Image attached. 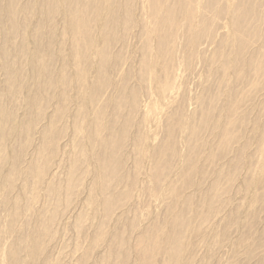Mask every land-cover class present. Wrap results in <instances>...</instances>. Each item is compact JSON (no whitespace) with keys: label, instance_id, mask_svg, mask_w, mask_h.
Listing matches in <instances>:
<instances>
[{"label":"rangeland","instance_id":"374dc122","mask_svg":"<svg viewBox=\"0 0 264 264\" xmlns=\"http://www.w3.org/2000/svg\"><path fill=\"white\" fill-rule=\"evenodd\" d=\"M27 1L29 81L24 105L17 103L24 110L14 103L6 116L24 113L23 124L16 139L9 124L0 132V264H264V0H201L208 8L201 12L214 5L221 13L214 26L205 15L197 42L216 41L202 54L189 48L186 30L197 0H162L171 16L164 42L147 38L153 0H117L105 45L102 0H71L75 9L87 7L74 21L83 24L78 50L64 4ZM232 3L249 25L237 46ZM99 43L103 64L94 55Z\"/></svg>","mask_w":264,"mask_h":264},{"label":"bare ground","instance_id":"6f19581e","mask_svg":"<svg viewBox=\"0 0 264 264\" xmlns=\"http://www.w3.org/2000/svg\"><path fill=\"white\" fill-rule=\"evenodd\" d=\"M54 1L55 0H46L45 2H49V5L50 4H52V3H54ZM59 1V5L60 4H64V6H65V8L69 11V14H67V11H66V14H65V21L67 22V26H68V28L69 29H71V28H73L72 29V32H71V36H72V40H74V45L73 46H71L72 48L74 47V49H76V50H78V47L81 45L80 43H82V40H83V34H82V30H81V27H82V25L83 24H79V22H82V21H79V22H77V23H75L74 21H75V17H76V15H79L80 13V15L82 16L83 14V16H85V13L86 12H81L80 11V9L81 8H84L85 10H86V5H83L80 9H75V7H73L74 5H72L71 4V0L69 1V2H67V0H58ZM72 1H74V3L76 4V5H78L79 3L81 4V1L82 0H72ZM124 1V0H123ZM122 1V2H123ZM198 2H196V1H194V2H196L197 3V6L196 7H194L192 10H189L190 11V17L187 19L188 21H187V28H186V30L189 32V40L188 41H190L189 42V48L191 49H193L192 51H194V54H195V52H198V54H200V52H201V54H202V52L203 53H205V52H209L210 51V49L212 50V47H214L213 45L215 44V41H216V37H214L213 39L211 38V40H206V41H202V42H197V38H196V36L197 35H199L200 34V32L202 31L201 29H203V27H204V22H205V20L207 19V18H209V16L208 17H206L205 15H206V13L208 12H205L204 13V11H202L201 12V10H205L206 9V7L205 6H203V5H201L202 3H201V0H197ZM228 1V0H227ZM226 1V2H227ZM232 1V0H231ZM235 1V0H234ZM27 0H0V132H3L4 130H5V127H6V125H11V127H13V129H12V132H11V134L12 135H10V133H9V135H10V138H12L11 136H13V138L14 139H16V138H18V135L20 134V127L22 126V124H23V122H21V117H22V115L24 114V113H20L21 114V117H19L20 115H18V110H21V111H23L24 109H22V108H19L18 106H19V104H21L22 103V105H24V101H25V99H26V97L24 96V94H25V89H26V87H27V85H28V81H29V74H27V67H28V57H30V55L28 54V43H29V39H28V37H29V33H28V23H29V8H28V5H27ZM116 2H117V0H102V2L101 3H103L102 4V6H101V8H100V11H99V13H98V15H97V23L99 24V33H100V37H99V40H100V42H102V41H104V42H102V44L104 43V45H105V41L107 40V38H108V32L110 33V27H109V24H110V22H111V18L112 17H114L113 16V10H112V8L114 7L115 8V4H116ZM165 2V1H164ZM168 2V1H167ZM203 2V1H202ZM83 3V2H82ZM118 3V2H117ZM175 3V2H174ZM143 4V3H142ZM168 4V3H167ZM173 4V3H172ZM177 4V3H176ZM193 4V3H192ZM191 4V5H192ZM58 4H56V6H57ZM99 5V4H98ZM139 5V4H138ZM166 5V4H165ZM169 5V4H168ZM221 5V4H220ZM223 5V4H222ZM88 6V5H87ZM94 6H96L95 5V3H94ZM130 6V5H129ZM185 6V5H184ZM183 6V7H184ZM194 6H195V4H194ZM219 6V5H218ZM58 7V6H57ZM86 7V8H85ZM123 7V6H122ZM125 7V6H124ZM187 7V6H186ZM229 7V6H228ZM94 8V7H93ZM118 8V7H117ZM170 8V7H169ZM174 8V7H173ZM201 8H203V9H201ZM230 8H232L233 10H234V13H233V16H232V18H233V23H232V25H231V23H229L230 24V32H231V37H230V43H231V45L233 44V43H238V40H239V43H240V39H242V38H244V39H242L243 41H245V37L244 36H246L247 35V32L249 31L248 30V27H249V25H246V24H248V19L247 18H244V19H241V18H239V17H243V14L241 15V13H242V11H238V12H241L240 13V15L241 16H238V15H236V11L238 10L237 9V5L236 4H234V3H232L231 4V6H230ZM229 8V9H230ZM84 9H83V11H84ZM135 9V8H134ZM144 9H145V7H144ZM208 9V8H207ZM206 9V10H207ZM212 11H211V10ZM210 14H209V12L207 13V15H210L212 18H209L210 19V21H209V24H210V26H214L212 23H214V18H217V15L220 13H218L217 15H216V13H217V10H218V8H217V6H210ZM228 9V8H227ZM186 10V9H185ZM231 10V9H230ZM230 10H228V11H230ZM242 10V9H241ZM96 11H98V9H96ZM124 11V10H123ZM152 11V10H151ZM227 11V10H226ZM88 12V11H87ZM135 12H136V10H135ZM144 12H145V10H144ZM147 12V11H146ZM83 13V14H82ZM149 14H150V12H148ZM186 13V12H185ZM230 13V12H229ZM228 13V14H229ZM125 14H126V12H125ZM139 14V13H138ZM167 14H169V10L167 9V7H165L163 4H162V0H153V17H154V21H155V23H154V25H153V28H149V30H148V34H147V38H150V37H157L158 39H159V41H162V42H164L165 40L163 39V38H165V36L166 35H164V33H163V30H164V25H165V23L167 22V19H169V18H171V16L170 17H168V18H165V16L167 15ZM173 14V13H172ZM180 14V13H179ZM187 14V13H186ZM185 14V15H186ZM143 15V14H142ZM151 15V14H150ZM171 15V14H170ZM220 15H221V13H220ZM226 15H227V13H226ZM247 15V14H246ZM92 16V15H91ZM120 16V15H119ZM144 16V15H143ZM146 16V15H145ZM173 16H174V14H173ZM223 16H225V15H223ZM121 17H123V16H121ZM148 17H149V15H148ZM151 17V16H150ZM214 17V18H213ZM244 17H245V15H244ZM88 18V17H87ZM92 18H94V17H92ZM145 18V17H144ZM229 18V17H228ZM95 19V18H94ZM146 19V18H145ZM144 19V20H145ZM209 19H207V20H209ZM93 20V19H92ZM141 20V19H140ZM206 20V21H207ZM78 21V20H77ZM153 21V22H154ZM171 21V20H170ZM86 22H88L89 23V21H85V23ZM127 22V21H126ZM125 22V23H126ZM141 22V21H140ZM173 22V21H172ZM175 22V21H174ZM224 22V21H223ZM144 23V22H143ZM142 23V24H143ZM171 23V22H170ZM207 23V22H206ZM87 24V23H86ZM119 24V23H118ZM117 24V26H119ZM134 24V23H133ZM136 24V23H135ZM168 24H169V20H168ZM181 24V23H180ZM178 25L177 23H176V26H175V28L177 29V28H180L179 26H181V25ZM215 24V23H214ZM219 24V23H218ZM114 25V22H113V24L111 25V27ZM131 25V24H130ZM129 25V26H130ZM138 25V24H137ZM173 25H175V23H173ZM168 27H169V25H167ZM172 26V25H171ZM207 26V25H206ZM71 27V28H70ZM120 27V26H119ZM149 27V26H148ZM186 27V26H185ZM208 27H209V25H208ZM228 27V26H227ZM226 27V28H227ZM85 28V27H84ZM115 28H117V27H115ZM214 28V27H213ZM224 28V27H223ZM86 29V28H85ZM92 29V28H91ZM208 29V28H207ZM206 29V30H207ZM210 29H212V28H210ZM221 29H222V27H221ZM220 29V30H221ZM223 30V29H222ZM80 31V32H79ZM131 31V30H130ZM170 31V30H169ZM177 31V30H176ZM178 31H179V29H178ZM182 31H183V29H182ZM212 31V30H211ZM84 32H85V30H84ZM144 32V31H143ZM184 32V31H183ZM186 32V31H185ZM184 32V33H185ZM218 33H216L217 35L218 34H220L219 32H221V31H217ZM124 33V32H123ZM162 33H163V37H161L162 36ZM167 33V32H166ZM173 33V32H172ZM85 34V33H84ZM168 34V33H167ZM182 34V33H181ZM208 34H209V32H208ZM140 35V34H139ZM264 35V34H263ZM132 36H133V34H132ZM207 36V35H206ZM226 36H227V32H226ZM250 35H248V37H249ZM255 36V35H254ZM172 37V36H171ZM180 37V36H179ZM260 37V36H259ZM122 38V37H121ZM226 38V37H225ZM255 38H256V36H255ZM169 39V38H168ZM177 39H179V38H177ZM182 39V38H181ZM187 39H188V37H187ZM69 40V39H68ZM203 40H205V39H203ZM241 40V41H242ZM248 40V39H247ZM254 40H257V39H254ZM253 40V41H254ZM260 40V39H259ZM150 41V40H149ZM187 41V40H186ZM226 42H227V40H226ZM247 42V41H246ZM245 42V43H246ZM250 42V41H249ZM88 43V42H87ZM94 43V42H93ZM92 43V44H93ZM221 43V42H220ZM227 43H229V42H227ZM229 43V44H230ZM72 44V43H71ZM241 44H243V45H245L244 43H241ZM249 43H247V45H248ZM89 45V44H88ZM107 45V44H106ZM169 45V44H168ZM252 45V44H251ZM97 47L95 48V50H94V55L99 59H101V63L103 64V62H104V60L107 58V56H106V58H105V51H104V49H105V47H101V44L99 43V44H97L96 45ZM164 46V45H163ZM162 46V47H163ZM217 46V45H216ZM219 46V45H218ZM234 46V45H233ZM235 46H237V44L235 45ZM234 46V47H235ZM94 47H95V45H94ZM148 47H150V46H148ZM258 47V46H257ZM260 47V46H259ZM172 48V47H171ZM236 48V47H235ZM242 48V45H241V47L239 46V49H241ZM248 48V47H247ZM147 49V48H146ZM221 49V48H220ZM245 49V48H244ZM256 49V48H255ZM264 49V48H263ZM262 49V50H263ZM243 50V49H242ZM260 50H261V48H260ZM231 51V50H230ZM240 51V50H239ZM258 51V50H257ZM65 52V51H64ZM78 52H80V51H78ZM156 52H157V50H156ZM163 52V51H162ZM171 52V51H170ZM238 52V51H237ZM245 52V51H244ZM244 52H242V55L241 56H243L244 55ZM263 52V51H262ZM164 53V52H163ZM177 54H178V52H177ZM229 54H230V52H229ZM234 55V54H233ZM260 55V54H259ZM263 55V54H262ZM76 56V55H75ZM112 56H113V54H112ZM240 56V57H241ZM246 56V55H245ZM261 56V55H260ZM260 56H257V58H259ZM96 57H94V58H96ZM120 57V56H119ZM252 57V56H251ZM39 58V57H38ZM83 58V57H82ZM89 58H90V56H89ZM96 58V59H97ZM103 58H105V59H103ZM112 58V57H111ZM176 58H178V57H176ZM235 58V57H234ZM67 59V58H66ZM116 59V58H115ZM173 59H174V57H173ZM238 59V58H237ZM260 59V58H259ZM77 60V59H76ZM80 61H81V59H79ZM103 60V61H102ZM176 60V59H175ZM178 60V59H177ZM240 60V59H239ZM261 60L263 61V58H261ZM90 61V60H89ZM96 61V60H95ZM213 61V60H212ZM255 61V60H254ZM258 61V60H257ZM260 61V60H259ZM262 61H261V63H262ZM73 62V61H72ZM77 62H79V61H77ZM97 62H99V61H97ZM124 62V61H123ZM155 62V61H154ZM156 62H158V61H156ZM155 62V63H156ZM179 62V61H178ZM214 62V61H213ZM218 62V61H217ZM74 63V62H73ZM86 63H87V61H86ZM93 63V62H92ZM127 63V62H126ZM159 63V62H158ZM157 63V64H158ZM75 64H77L76 62H75ZM112 64V63H111ZM209 64V63H208ZM258 64V63H257ZM72 65V64H71ZM81 65V64H80ZM90 65V64H89ZM118 65V64H117ZM255 65V64H254ZM261 65V64H260ZM83 66H85V65H83ZM82 66V67H83ZM94 66V65H93ZM92 66V67H93ZM106 66V65H105ZM209 66V65H208ZM244 66V65H243ZM256 66V65H255ZM144 67H145V64H144ZM179 67V66H178ZM242 67V66H241ZM256 67H258V65L256 66ZM71 68V67H70ZM73 68V67H72ZM110 68V67H109ZM149 68V67H148ZM174 68V67H173ZM210 68V67H209ZM223 68V67H222ZM238 68V67H237ZM244 68V67H243ZM120 69V68H119ZM141 69H143V68H141ZM178 69V68H177ZM219 69V68H218ZM247 69V68H246ZM259 70H260V68H258ZM261 69H263L262 67H261ZM85 70V69H84ZM101 70V69H100ZM154 70V69H153ZM153 70H152V72H153ZM159 70V69H158ZM213 70H214V67H213ZM241 70V69H240ZM244 70V69H243ZM253 71L255 70V67H254V69H252ZM251 70V71H252ZM256 70H257V68H256ZM113 71V70H112ZM125 71V70H124ZM150 71V70H149ZM172 71V70H171ZM195 71V70H194ZM184 72V71H183ZM202 72V71H201ZM217 72V71H216ZM230 72V71H229ZM241 72H243V71H240V73ZM246 72V71H245ZM262 72H264V70L262 71ZM78 73V72H77ZM105 73V72H104ZM138 73V72H137ZM160 73H161V71H160ZM106 74V73H105ZM104 74V75H105ZM121 74V73H120ZM205 74V73H204ZM210 74V73H209ZM252 74V73H251ZM260 74H261V71H260ZM116 75H117V73H116ZM141 75V74H140ZM146 75V74H145ZM158 75V74H157ZM40 76H41V73H40V71H37V73L35 74V73H32L31 74V77L30 78H32L34 81H36V79H40ZM101 76V75H100ZM121 76V75H120ZM182 76V75H181ZM191 76V75H190ZM196 76V75H195ZM204 76V75H203ZM216 76H218V75H216ZM241 76V75H240ZM242 76H244V75H242ZM84 77V76H83ZM86 77H88V76H86ZM124 77V76H123ZM151 77V76H150ZM158 77V76H157ZM205 77V76H204ZM203 77V78H204ZM246 77V76H245ZM251 77V76H250ZM91 78V77H90ZM99 78V77H98ZM108 78H110V76L108 77ZM154 78V77H153ZM211 78V77H210ZM216 78V77H215ZM243 78V77H242ZM19 79L21 80V82H19L20 84H18V97H16L15 96V92H16V90L17 89H15V88H13V86L16 84V81L18 82L19 81ZM60 79V78H59ZM78 79H81V78H78ZM84 79V78H83ZM82 79V80H83ZM87 80H88V78H86ZM94 79V78H93ZM100 79V78H99ZM128 79V78H127ZM219 79V78H218ZM225 79V78H224ZM102 80H104V79H102ZM131 80V79H130ZM129 80V81H130ZM174 80V79H173ZM181 80V79H180ZM90 81H92V80H90ZM89 81V82H90ZM202 81V80H201ZM200 81V82H201ZM215 81V80H214ZM216 81H217V79H216ZM220 81V80H219ZM246 81V80H245ZM254 81V80H253ZM256 81V80H255ZM86 82V81H85ZM88 82V81H87ZM88 82V83H89ZM160 82V81H159ZM185 82V81H184ZM226 82V81H225ZM247 82V81H246ZM145 83V82H144ZM199 83V82H198ZM203 85H204V83L203 82H201ZM214 83V82H213ZM226 83H228V81L226 82ZM256 83H258V82H256ZM75 84V83H74ZM79 84V83H78ZM99 84V83H98ZM106 84V83H105ZM109 84V83H108ZM128 84V83H127ZM140 84V83H139ZM142 84V83H141ZM140 84V85H141ZM192 84V83H191ZM211 84V83H210ZM217 84V83H216ZM235 84H236V82H235ZM252 84H254V82H252ZM101 85V84H100ZM194 85H195V83H194ZM257 85V84H256ZM81 86V85H80ZM90 86H92V85H90ZM96 86H97V84H96ZM142 86H143V84H142ZM141 86V87H142ZM153 86V85H152ZM219 86V85H218ZM254 86V85H253ZM98 87V86H97ZM97 87H95V88H97ZM109 87V86H108ZM111 87V86H110ZM127 87H129V86H127ZM126 87V88H127ZM159 87V86H158ZM164 87V86H163ZM178 87V86H177ZM191 87V86H190ZM201 87V86H200ZM212 87V86H211ZM250 87H252V85H250ZM123 88V87H122ZM151 88V87H150ZM149 88V89H150ZM180 88V87H179ZM222 88V87H221ZM239 88V87H238ZM246 88V87H245ZM248 89H249V87H247ZM247 88H246V91H248L247 90ZM66 89V88H65ZM106 89V88H105ZM125 89V88H124ZM154 89V88H153ZM158 89V88H157ZM159 89H161L160 87H159ZM165 90L167 89V88H164ZM206 89V88H205ZM118 90V89H117ZM168 90V89H167ZM180 90V89H179ZM194 90H195V88H194ZM202 90V89H201ZM208 90V89H207ZM241 90V89H240ZM243 90V89H242ZM105 91V90H104ZM150 91V90H149ZM157 91V90H156ZM155 91V92H156ZM169 91V90H168ZM171 91V90H170ZM176 91H178L177 89H176ZM192 91V90H191ZM210 91V90H209ZM89 92V91H88ZM92 92V91H91ZM137 92V91H136ZM180 92V91H179ZM203 92V91H202ZM82 93V92H81ZM106 93V92H105ZM112 93V92H111ZM147 93V92H146ZM187 93V92H186ZM185 93V94H186ZM193 93V92H192ZM221 93V92H220ZM20 94V95H19ZM83 94V93H82ZM107 94V93H106ZM130 94H132V92L130 93ZM149 94V93H148ZM161 94H162V92H161ZM163 94H165V96H166V93L165 92H163ZM159 95V97L161 96V97H164V95ZM206 94V93H205ZM229 94V93H228ZM236 94V93H235ZM259 94V93H258ZM80 95V94H79ZM112 95V94H111ZM154 95H155V93H154ZM168 95V94H167ZM170 95H172V94H170ZM209 95V94H208ZM211 95V94H210ZM245 95V94H244ZM247 95V94H246ZM120 96H123V95H120ZM149 96V95H148ZM147 95H145V97H148ZM192 96V95H191ZM190 96V97H191ZM98 97V96H97ZM127 97V96H126ZM125 97V98H126ZM139 97H140V95H139ZM144 97V98H145ZM150 97H151V94H150ZM153 97V96H152ZM202 97V96H201ZM216 97V96H215ZM219 97V96H218ZM231 97V96H230ZM240 97V96H239ZM101 98H102V96H101ZM107 98V97H106ZM118 98H120V97H118ZM173 98V97H172ZM175 98V97H174ZM203 99H204V97H202ZM85 99V98H84ZM95 99V98H94ZM136 99H138V98H136ZM147 99V98H146ZM148 99H149V97H148ZM163 99V98H162ZM171 99V98H170ZM173 100V99H172ZM171 100V101H172ZM206 100V99H205ZM204 100V101H205ZM125 102H127V100H124ZM123 101V102H124ZM145 101H147V100H145ZM149 101H150V99H149ZM158 100H156V102H157ZM175 101V100H174ZM178 101V100H177ZM13 102V103H12ZM93 102V101H92ZM100 102H101V100H100ZM131 102V101H130ZM134 102V101H133ZM139 102V101H138ZM187 102V101H186ZM210 102V101H209ZM17 104V103H19V104H17L16 106L18 107H16L15 109L17 110L16 112H15V114H17L18 115V118H11L12 120L10 121V119H7L6 118V116L8 117V115H10L9 113H8V110L10 111V109H9V107L10 106H12V105H15V104ZM95 103V101L93 102V104ZM146 103V102H145ZM172 103V102H171ZM181 103V102H180ZM191 103V102H190ZM203 103V102H202ZM221 103V102H220ZM7 104H8V109H7ZM118 104V103H117ZM123 104V103H122ZM127 104V103H126ZM126 104L124 105V106H126ZM144 104V103H143ZM163 104V103H162ZM214 104V103H213ZM213 104H211V105H213ZM225 104V103H224ZM95 105V104H94ZM105 105V104H104ZM115 105V104H114ZM131 105V104H130ZM134 105V104H133ZM157 105V104H156ZM174 105V104H173ZM186 105H188V104H186ZM240 105V104H239ZM96 106H97V104H96ZM102 106H103V104H102ZM123 105H122V107H124ZM138 106V105H137ZM162 106V105H161ZM193 106H195V104H193ZM196 106H197V104H196ZM218 106V105H217ZM21 107V106H20ZM23 107V106H22ZM26 107V106H25ZM95 107V106H94ZM106 107V106H105ZM107 107H108V105H107ZM107 107H106V109H107ZM111 107V106H110ZM130 107H132V106H130ZM147 107H148V103L146 104V106H145V109H146V111H147ZM150 107V106H149ZM190 107V106H189ZM232 107V106H231ZM24 108V107H23ZM96 108V107H95ZM98 108V107H97ZM118 108H120L119 106H118ZM118 108H117V110H118ZM138 108V107H137ZM151 108V107H150ZM156 108V107H155ZM155 108H153V110H158V108H160L159 106H157V108L155 109ZM232 108H234V107H232ZM81 109H82V107H81ZM123 109H125V108H123ZM132 110H133V107L131 108ZM173 109V108H172ZM176 109H178V108H176ZM199 109V108H198ZM200 109H201V107H200ZM212 109H214L213 108V106H212ZM244 109V108H243ZM13 110H14V108H13ZM96 110V109H95ZM111 110V109H110ZM126 110H127V108H126ZM130 110V109H129ZM128 110V111H129ZM181 110V109H180ZM189 110H191V109H189ZM15 111V110H14ZM13 111V112H14ZM102 111V110H101ZM120 111H121V109H120ZM125 111V110H124ZM134 111V110H133ZM133 111H131V112H133ZM136 111V110H135ZM151 110L149 109V112H150ZM174 111V110H173ZM202 111V110H201ZM200 111V112H201ZM204 111V110H203ZM25 112V111H24ZM84 112V111H83ZM97 112V111H96ZM108 112V111H107ZM116 112V111H115ZM123 112V111H122ZM181 112V111H180ZM183 112V111H182ZM192 112V111H191ZM244 112V111H243ZM87 113V112H86ZM94 113V112H93ZM103 113V112H102ZM114 113V112H113ZM139 113H141V112H139ZM147 113V112H146ZM146 113H145V115H146ZM186 113V112H185ZM241 110H240V112H239V114L241 115ZM14 114V115H15ZM104 114V113H103ZM116 114V113H115ZM122 114V113H121ZM124 114V113H123ZM134 114V113H133ZM137 114V113H136ZM181 114V113H180ZM202 114H203V112H202ZM205 114V113H204ZM16 115V116H17ZM79 115V114H78ZM91 115H92V113H91ZM129 115H131L130 113L127 115L128 117H129ZM139 115V114H138ZM143 115V114H142ZM147 115H148V113H147ZM165 115V114H164ZM167 115V114H166ZM165 115V116H166ZM171 115V114H170ZM183 115V114H182ZM187 115V114H186ZM234 115V114H233ZM235 115H237V114H235ZM234 115V116H235ZM105 116V115H104ZM185 116V115H184ZM238 116V115H237ZM237 116H235V117H237ZM241 116H243V115H241ZM64 117V116H63ZM106 117V116H105ZM108 117V116H107ZM111 117H112V115H111ZM221 117V116H220ZM240 117V116H239ZM245 117V116H244ZM61 118V117H60ZM118 118V117H117ZM159 118V117H158ZM162 118V117H161ZM160 118V119H161ZM173 118V117H172ZM184 118H187V117H184ZM209 118V117H208ZM218 118V117H217ZM232 118V117H231ZM238 118V117H237ZM90 119V118H89ZM124 119H126V117L124 118ZM145 119V118H144ZM178 119V118H177ZM213 119V118H212ZM211 119V120H212ZM220 119V118H219ZM62 120V119H61ZM152 120H154L153 118H152ZM155 120H157V119H155ZM222 120H223V118H222ZM109 121V120H108ZM113 121V120H112ZM111 121V122H112ZM131 121V120H130ZM183 121V120H182ZM85 122V121H84ZM101 122V121H100ZM117 122V121H116ZM153 122V121H152ZM197 122V121H196ZM203 122V121H202ZM98 123H99V121H98ZM154 123V122H153ZM155 123H156V121H155ZM162 123V122H161ZM171 123V122H170ZM227 123V122H226ZM39 124V123H38ZM95 124V123H94ZM116 124V123H115ZM145 124V123H144ZM169 124V123H168ZM235 124H236V122H235ZM92 125H93V123H92ZM100 125V124H99ZM98 125V126H99ZM171 125V124H170ZM216 125V124H215ZM221 125V124H220ZM230 125V124H229ZM38 126H42V125H38ZM132 126V125H131ZM173 126V125H172ZM171 126V127H172ZM178 126V125H177ZM9 127V126H8ZM45 127V126H44ZM92 127V126H91ZM100 128H101V126H99ZM98 127V128H99ZM112 127V126H111ZM232 127V126H231ZM10 128V127H9ZM37 128V125H36V127H35V129ZM93 128H94V126H93ZM130 128V127H129ZM137 128V127H136ZM183 128V127H182ZM86 129H87V127H86ZM107 129V128H106ZM152 129V128H151ZM161 129V128H160ZM173 129V128H172ZM199 129V128H198ZM204 129V128H203ZM234 129V128H233ZM41 130V129H40ZM40 130H39V132H40ZM43 130V129H42ZM94 130V129H93ZM99 130V129H98ZM98 130H97V132H98ZM119 130V129H118ZM125 130H127V129H125ZM124 130V131H125ZM133 130V129H132ZM150 130V129H149ZM201 130V129H200ZM37 131H38V128H37ZM101 132H103L102 130H100ZM128 131V130H127ZM156 131V130H155ZM157 131H159V130H157ZM198 131V130H197ZM36 132V131H35ZM78 132L79 131H77L76 133L78 134ZM80 132H81V130H80ZM184 132V131H183ZM199 132V131H198ZM214 132V131H213ZM225 132H227V130L225 131ZM235 132V131H234ZM38 133V132H37ZM91 133V132H90ZM119 133V132H118ZM125 134V132H121V135L122 134ZM200 133H202V131L200 132ZM228 133V132H227ZM231 133V132H230ZM230 133H228V134H230ZM79 134H81V133H79ZM107 134V133H106ZM140 134V133H139ZM142 134V133H141ZM153 134V133H152ZM197 134V133H196ZM199 134V133H198ZM38 135H39V133H38ZM82 135V134H81ZM90 135V134H89ZM105 135V134H104ZM109 135H110V133H109ZM108 135V136H109ZM126 135V134H125ZM175 135V134H174ZM190 135V134H189ZM219 135V134H218ZM96 136L98 137V134L96 133ZM107 136V137H108ZM142 136V135H141ZM154 136V135H153ZM186 136V135H185ZM118 137V136H117ZM195 137H196V135H195ZM198 137V136H197ZM3 135L1 136V134H0V141H2V143H3ZM82 138H84V137H82ZM95 138V137H94ZM136 138H137V136H136ZM139 138V137H138ZM180 138V137H179ZM183 138V137H182ZM227 138V137H226ZM5 139V138H4ZM114 139V138H113ZM118 139V138H117ZM130 139V138H129ZM203 139V138H202ZM6 140V139H5ZM10 140V139H9ZM87 140V139H86ZM98 140V139H97ZM121 140V139H120ZM128 140V139H127ZM143 140V139H142ZM94 142H93V144L96 142V140H93ZM104 141V140H103ZM149 141H151L150 139H149ZM170 141V140H169ZM168 141V142H169ZM11 142H12V139H11ZM66 142V141H65ZM88 142H90V141H88ZM87 142V143H88ZM121 142V141H120ZM119 142V143H120ZM129 142V141H128ZM143 142V141H142ZM183 142V141H182ZM10 142H8V144H9ZM165 143V142H164ZM223 143V142H222ZM171 144V143H170ZM180 144V143H179ZM11 145V144H10ZM95 145V144H94ZM148 145V144H147ZM230 145V144H229ZM90 145H88V147H89ZM102 146V145H101ZM124 146V145H123ZM131 146V145H130ZM169 146V145H168ZM174 146H176V145H174ZM174 146H173V148H174ZM189 146V145H188ZM199 146V145H198ZM236 146V145H235ZM8 147H9V145H8ZM90 147H94V146H90ZM118 147V146H117ZM129 147V146H128ZM195 147V146H194ZM222 147V146H221ZM116 148V147H115ZM190 148V147H189ZM1 149H2V145H1V143H0V161H2L3 159H2V151H1ZM167 149V148H166ZM172 149V148H171ZM121 150V149H120ZM164 150V149H163ZM170 150V149H169ZM87 151V150H86ZM158 151V150H157ZM140 152H142V151H140ZM108 153V152H107ZM157 153V152H156ZM171 153H173V152H171ZM158 154V153H157ZM174 154V153H173ZM180 154V153H179ZM188 154V153H187ZM106 155V154H105ZM112 155H114V154H112ZM190 155V154H189ZM156 157H157V155H155ZM195 156V155H194ZM197 156V155H196ZM218 156V155H217ZM161 157V156H160ZM163 158V157H162ZM166 158V157H165ZM109 159V158H108ZM112 159H114V157L112 158ZM185 159V158H184ZM173 160V159H172ZM224 160V159H223ZM187 161H188V159H187ZM222 161V160H221ZM75 161H73V163H74ZM101 162V161H100ZM106 162V161H105ZM156 162H159V161H156ZM193 162V161H192ZM198 162V161H197ZM77 163V162H76ZM141 163V162H140ZM188 163V162H187ZM199 163V162H198ZM143 164V163H142ZM147 164V163H146ZM157 164V163H156ZM155 164V165H156ZM196 165V164H195ZM74 166V165H73ZM142 166V165H141ZM157 166H159L158 164H157ZM143 167V166H142ZM151 167V166H150ZM54 168H56V167H54ZM54 168H52V169H54ZM58 168V167H57ZM60 168V167H59ZM74 168V167H73ZM105 168V167H104ZM151 169V168H150ZM152 169H153V167H152ZM58 170V169H57ZM104 170V169H103ZM54 171H56V170H54ZM178 172V171H177ZM55 173H57V171L55 172ZM59 173V172H58ZM149 173V172H148ZM57 175V174H56ZM148 175V174H147ZM50 179V178H49ZM48 181V180H47ZM225 195V194H224ZM223 195V196H224ZM226 196V195H225ZM227 197V196H226ZM233 197V196H232ZM225 197H223V199H224ZM221 199H222V197H221ZM236 200V199H235ZM252 219V218H251ZM2 247H5V246H3L2 245ZM1 247V248H2ZM6 248V247H5ZM6 250V249H5ZM258 251V250H257ZM262 251V250H261ZM6 251H4V253H5ZM256 252V251H255ZM1 253V252H0ZM4 253H3V255H4ZM256 253H260V251H258V252H256ZM263 257V256H262ZM1 258V257H0ZM246 260V259H245ZM71 261V260H70ZM256 261V260H255ZM250 262V261H249Z\"/></svg>","mask_w":264,"mask_h":264}]
</instances>
